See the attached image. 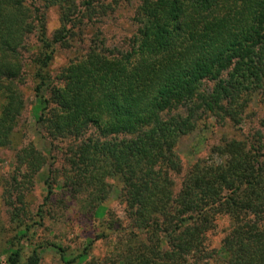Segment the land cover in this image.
<instances>
[{
	"label": "trees",
	"instance_id": "1",
	"mask_svg": "<svg viewBox=\"0 0 264 264\" xmlns=\"http://www.w3.org/2000/svg\"><path fill=\"white\" fill-rule=\"evenodd\" d=\"M127 2L132 30L110 48L117 34L107 40L99 29L114 24L116 1L0 0V151L14 152L2 200L15 224L0 264H40L44 245L25 241L30 221L47 216L60 243L75 225L92 233L76 254L50 244L59 264H264V120L242 134L249 109L264 107V0ZM50 6L62 23L51 39ZM74 42L82 52L54 83L56 48ZM27 76L48 158L13 143L25 133ZM208 119L242 139L221 141L182 174L180 139ZM47 165L46 195L31 216L27 198ZM113 189L123 222L110 207L97 217ZM221 219L228 227L219 230ZM97 242L112 244L102 259L90 257Z\"/></svg>",
	"mask_w": 264,
	"mask_h": 264
},
{
	"label": "rangeland",
	"instance_id": "2",
	"mask_svg": "<svg viewBox=\"0 0 264 264\" xmlns=\"http://www.w3.org/2000/svg\"><path fill=\"white\" fill-rule=\"evenodd\" d=\"M113 1L118 2L119 9L115 12L113 16H115L114 24L112 21L105 20L101 26L99 31L103 34L105 39L112 38L113 33L117 34L116 38L110 39L107 41V46L110 48H114L116 41L120 39H124V36L130 35L132 30L130 25V19L132 13L135 10V6L132 3L127 2L128 0H106L107 3H113ZM36 8H42L41 3L34 4ZM128 6V7H127ZM134 8V10H133ZM131 10V11H130ZM44 15V25L47 38L51 39L53 34L58 31L62 27L61 23V12L57 6H50L47 9L43 10ZM94 30H87L85 33L86 37H91L92 32ZM36 36L32 38L31 42H36ZM80 50L79 44L76 42L68 44V46L57 47L53 61L49 67V74L51 80L56 83V79L61 72V70L67 66V64L76 57V54L81 53L78 52ZM27 58V55H25ZM28 71L27 74L28 75ZM34 83L27 76L26 81L23 85L19 86V92L21 93L26 105L22 114L23 120H25V130L24 135L16 134L14 136V146L18 147L20 144L25 146L31 144L35 149L44 154L47 158L49 156V141L43 138V133L38 126L36 120L40 114L42 106L38 99L35 98L33 93ZM1 104V101H0ZM254 112V113H251ZM250 115V123L244 129V133L247 134L248 127H250L251 123H254L255 127L259 128L258 124L264 120V107L263 106H253L249 109L248 114ZM214 121L212 119H208L203 121L202 124L197 128L195 132L191 135L182 137L177 146V153L182 162V169L184 174L188 168L197 160L201 158H205L209 154V150L218 145L223 140H241V133L232 130L228 126L219 127L217 130H213ZM252 127V125H251ZM264 130V128H263ZM15 148V147H14ZM13 150H1L0 151V259L5 260L6 254L5 251L7 249V242L14 235V227L15 224L11 223L9 216L6 214L4 206H3V180L8 175L9 171H11L14 160V152ZM48 174V165L45 166L41 171L35 176L33 184L34 190L27 198V201L30 205L31 216L35 213L38 206L41 204V197L46 195V188L44 186V180L46 179ZM177 180L176 187L180 186V177ZM182 179V177H181ZM117 192L115 189L112 190L109 205L100 207L97 211V217L102 219L105 214V210L110 207L118 216V218L123 222L125 221V212L124 209L116 205L117 200ZM37 221V222H36ZM101 221H98L96 224L99 225ZM37 223V224H35ZM37 219H33L30 221V234L26 239L27 249L36 247V245H44L43 248L39 250V255L41 257L40 264H59V253L55 248L49 247L50 244L54 245H62L64 249H68V253L76 254L77 251L81 250L86 240L91 237L92 233L90 232V228H82L81 226L75 225V228L71 231L68 230L65 233V239L63 242H59V225L55 226V223L51 220L49 216L45 217L43 221L40 223ZM219 230L225 229L228 227V221L225 219H221L218 222ZM52 231V233H50ZM113 241V240H112ZM114 243V242H113ZM220 238L217 237L216 234H213L210 237V248L217 247L219 249ZM112 249L111 245H106L102 242H97L94 244V249L90 254V257H95L102 259L110 250Z\"/></svg>",
	"mask_w": 264,
	"mask_h": 264
}]
</instances>
